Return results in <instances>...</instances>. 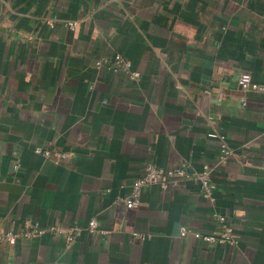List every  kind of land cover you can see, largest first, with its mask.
<instances>
[{"label": "crops", "instance_id": "crops-1", "mask_svg": "<svg viewBox=\"0 0 264 264\" xmlns=\"http://www.w3.org/2000/svg\"><path fill=\"white\" fill-rule=\"evenodd\" d=\"M116 53L128 70L110 68ZM219 136L232 150L223 164ZM37 146L71 155L55 162ZM147 161L208 165L212 198L183 179L146 187L127 208ZM215 214L236 246L179 236L180 226L218 234ZM93 218L109 233H88ZM31 223L44 232L26 236ZM75 225L70 246L50 230ZM9 231L0 264H264V0H0V234Z\"/></svg>", "mask_w": 264, "mask_h": 264}, {"label": "built area", "instance_id": "built-area-1", "mask_svg": "<svg viewBox=\"0 0 264 264\" xmlns=\"http://www.w3.org/2000/svg\"><path fill=\"white\" fill-rule=\"evenodd\" d=\"M47 23L51 26L53 25L51 20H48ZM76 24V22L67 23V25L72 29L76 26ZM102 63L103 60L96 61L97 65H101ZM108 63L111 64L110 68L113 71H117L121 67L128 70L130 67V62L126 60L120 53H116ZM130 75L135 79L139 77L138 72H131ZM238 84L241 89L247 90L251 84L250 74L242 73L238 79ZM219 138L221 140V146L218 156V164H223L232 154V150L228 146L224 136H219ZM34 151L36 153L42 154L46 158L52 159L55 162H58L59 160L67 158L71 155L69 152L43 148L40 146L35 147ZM20 165V158L15 154L14 169H18ZM183 179L196 180L200 184L201 194L208 199L212 198V192L215 189V184L212 180L211 168L208 165H204L203 169L200 171H191L186 164H180L169 169H164L151 161H147L142 166L140 175L134 180L130 194L123 198L124 204L127 208H136L141 204V196L146 187L156 184L162 189H167L172 183ZM214 217L220 230L218 234H204L199 231H194L186 226H180L178 231L179 236L182 238L192 236L207 243L220 242L227 243L233 247L236 246L237 238L233 232V227L228 222L227 218L222 214H215ZM30 227L31 229L26 233V236L44 232L43 230L37 228L36 223H31ZM81 229L82 228L76 225L65 229L56 226L50 228L54 235H62L64 237L66 246H70L74 242L76 235L81 231ZM86 230L91 234L109 233L108 230L99 228L98 222L95 218L89 221L88 225L86 226ZM134 235L141 239L144 238L142 234L134 233ZM15 239L16 234L11 231L6 232L5 234H0V243L6 242L7 244L11 245L14 244Z\"/></svg>", "mask_w": 264, "mask_h": 264}]
</instances>
